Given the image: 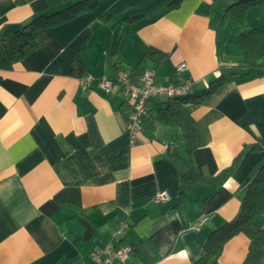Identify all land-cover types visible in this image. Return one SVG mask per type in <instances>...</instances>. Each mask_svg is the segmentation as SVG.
<instances>
[{
    "label": "crops",
    "instance_id": "0c3cea01",
    "mask_svg": "<svg viewBox=\"0 0 264 264\" xmlns=\"http://www.w3.org/2000/svg\"><path fill=\"white\" fill-rule=\"evenodd\" d=\"M74 1L0 0V36ZM171 1L101 0L0 69V264H93L95 251L127 245L133 250L114 264L244 263V234L220 254L205 257L204 249L235 218L264 162V73L238 76L191 108V160L207 181L192 183L183 198L168 157L184 155L181 133L153 121L158 101L131 143L128 101L99 88L120 69L136 80L152 70L157 85L189 80L202 92L244 60L238 37L264 30V2L238 18L228 8L241 0ZM87 75L94 80L83 89ZM234 162L223 183L213 180ZM160 193L170 195L164 204L154 201ZM122 222L129 228L117 234ZM256 222L264 228V215Z\"/></svg>",
    "mask_w": 264,
    "mask_h": 264
},
{
    "label": "trees",
    "instance_id": "16d2710c",
    "mask_svg": "<svg viewBox=\"0 0 264 264\" xmlns=\"http://www.w3.org/2000/svg\"><path fill=\"white\" fill-rule=\"evenodd\" d=\"M100 2L101 0H75L63 8L33 16L8 38L0 36V69L11 68L33 51L43 47L46 30L76 19L81 14L95 9ZM179 2L180 0H172L170 6L174 7ZM262 2L264 0H241L230 5L228 10L235 9L233 15L241 18L249 7ZM236 42L240 48L245 50V58L235 66H231L228 75L220 74L202 92L194 93L191 89L186 97L154 100L158 101L159 107L153 121L157 124L175 126L181 133L184 155L176 150H170L168 153L170 161L176 165L181 174V198L187 195V190L192 183L207 181L198 173L191 160L192 153L196 149V134L191 108L203 104L221 86L238 76L264 73V30H251L246 34H241ZM129 75L135 82H138L142 76L136 80L131 73ZM258 141L264 146V135L259 137ZM236 163L234 162L232 166L223 170L213 180L223 183L233 174ZM260 215H264V162L252 176L246 196L235 218L210 235L204 249V256L220 254L226 242L238 234H244L249 238L250 245L243 264H264V228L256 222Z\"/></svg>",
    "mask_w": 264,
    "mask_h": 264
},
{
    "label": "built area",
    "instance_id": "2783aa9c",
    "mask_svg": "<svg viewBox=\"0 0 264 264\" xmlns=\"http://www.w3.org/2000/svg\"><path fill=\"white\" fill-rule=\"evenodd\" d=\"M180 72H185L188 67L186 63L179 66ZM155 72L152 70L145 71L138 82L133 81L128 71L124 69L118 70L114 78H103L100 80L99 88L108 94H114L121 91L130 106L126 128L130 136L131 143H134L143 130L144 120L148 116L150 110V102L155 99L173 100L179 97H186L191 92V81L176 86L169 84L166 86L157 85L154 81ZM94 80L92 75H87L81 80V87L87 89ZM170 199L168 193L158 194L154 201L156 204H164ZM129 228L126 222L120 224L117 234ZM133 248L127 246H106L99 249L93 254V264H114L115 261L126 258Z\"/></svg>",
    "mask_w": 264,
    "mask_h": 264
}]
</instances>
